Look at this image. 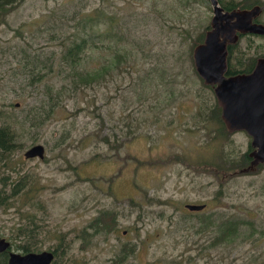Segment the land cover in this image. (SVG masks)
I'll list each match as a JSON object with an SVG mask.
<instances>
[{
	"label": "rangeland",
	"instance_id": "obj_1",
	"mask_svg": "<svg viewBox=\"0 0 264 264\" xmlns=\"http://www.w3.org/2000/svg\"><path fill=\"white\" fill-rule=\"evenodd\" d=\"M212 14L209 0H24L4 18L0 112L18 125L11 159L22 162L5 174L32 187L40 251L63 235L56 264H264V163L223 174L226 157L248 150L251 138L217 134L210 105L199 103L213 94L198 83L193 49L187 54ZM236 44L233 70L243 67L238 58L264 55L262 37ZM93 71L104 76L99 84L80 82ZM54 103L47 117L27 113ZM34 144L44 146L43 159L24 157ZM104 210L113 219L96 222ZM23 215L1 206L0 235L11 241ZM224 220L238 229L212 245Z\"/></svg>",
	"mask_w": 264,
	"mask_h": 264
},
{
	"label": "water",
	"instance_id": "obj_2",
	"mask_svg": "<svg viewBox=\"0 0 264 264\" xmlns=\"http://www.w3.org/2000/svg\"><path fill=\"white\" fill-rule=\"evenodd\" d=\"M212 7L210 29L203 42L196 45L192 58L197 74L212 87L220 106V117L229 132L245 131L251 137L250 168L264 163V57H259L249 73L227 75L228 45L238 35H264V24L252 22L262 7L225 10L218 0H209ZM18 105V104H16ZM24 157L43 159L42 144H34L24 151ZM205 204L185 203L189 211H200ZM10 247L9 240L0 236V251ZM51 250L18 253L11 252L7 264H52Z\"/></svg>",
	"mask_w": 264,
	"mask_h": 264
},
{
	"label": "trees",
	"instance_id": "obj_3",
	"mask_svg": "<svg viewBox=\"0 0 264 264\" xmlns=\"http://www.w3.org/2000/svg\"><path fill=\"white\" fill-rule=\"evenodd\" d=\"M22 1L24 0H0V25L4 22V18L6 17V15H8L11 11L16 9L21 4ZM188 1L189 0H185V3L186 2L188 3ZM218 1L222 5V1L221 0ZM222 6L226 10H232L236 8L237 5L234 4L233 2H229ZM245 7L246 5H242V8ZM207 30H209V27H206L204 31H201L198 34H196L195 38L191 40L187 51L189 57H191L192 49H194L196 45L203 42ZM82 46H83L82 43H76L73 46V50L79 51ZM122 58H123L122 54H119L116 56L115 59L117 62H120ZM230 59H231V52L229 53V60ZM254 62L255 60H251L250 64L245 68V70L241 68L240 70H237V72H229V73L234 74L239 72H249L253 67ZM192 69L195 73L198 83L202 85V87L206 88V90L212 92L214 97L212 100H210L209 96L206 97L204 100L200 99L199 103L201 108L210 105L212 116L215 118V121L217 122L216 131L218 135L224 137L230 134L231 132H229L226 129L220 117V113H221L220 106L217 103L213 90H211L212 87L204 83L203 79L197 74L195 67L192 66ZM230 70L233 71L231 65H230ZM102 71L107 72L109 75H111L110 66L108 63L102 66ZM97 75L98 73L96 71H93L92 74L78 75V79L81 80L80 81L81 83H84V81L86 82L89 81L92 86L93 84H99L104 79V76L101 75L97 76ZM194 87L198 91L201 90L197 84ZM56 106L57 103H54L51 107H47L42 111L39 110V106H32L27 109V113L32 115V117H38L40 115H45V117H47L51 112H53L55 108H57ZM9 115L12 116V114H8L7 112H3V113L0 112V207L1 206H6V207L9 206L10 208L14 207L16 213H18L20 216L23 215L22 212L24 208L25 210H27L26 214L23 215L26 221L19 224L9 235V238L11 239L10 245L12 250L18 253L19 252L26 253L31 251L37 252L40 251L41 244H43V241L40 238V234L42 233V227L39 224H37L38 216L35 215V213L33 212V202L31 203V198H30L31 197L30 192L32 190V187L27 186L26 177L20 175L16 180L8 182L9 175L5 174L6 171L14 172L16 167H18V164L20 165L22 163L19 160L15 162L11 159V156L18 149H20L19 148L20 143L18 142V136L16 131L18 125L16 122H14L13 119L9 120V118H7L9 117ZM3 118L6 119L3 120ZM251 150H252V146L251 144H248V150L242 152L239 156L226 157L227 165L223 166L221 170L223 174L229 177L235 174H242L243 170L245 168H248L252 160L251 157L249 156ZM219 154H223V152H220ZM262 164H259V166H262ZM228 171L230 173H228ZM19 194H24L26 196L25 202L23 203L13 202V198H15ZM105 217H111L113 219L114 214L111 213L109 210H104L102 212V215L96 219V222L99 223V221H101V219H104ZM247 223L250 226H252V223L250 221H248ZM237 229L238 228L236 222H233L231 220L230 221L224 220L222 226L219 228L220 230L218 232L219 235L217 234L212 238L211 244L217 245L218 243H221L222 241L225 240V238L229 234L232 233L234 235V232ZM83 233L89 234L87 231H84ZM250 233H252V230L250 231ZM260 233H264V229L260 230ZM238 234L239 233H237V236ZM59 237H60L59 238L60 244L54 246V248L51 250L54 253V260L52 264H56V259L59 255L65 254L61 245V242L63 240V235L60 234ZM131 252L133 253L132 247H130V249H128V251L123 253L121 256L117 255L115 260L121 263L124 261V256L127 255V253H131Z\"/></svg>",
	"mask_w": 264,
	"mask_h": 264
},
{
	"label": "flooded vegetation",
	"instance_id": "obj_4",
	"mask_svg": "<svg viewBox=\"0 0 264 264\" xmlns=\"http://www.w3.org/2000/svg\"><path fill=\"white\" fill-rule=\"evenodd\" d=\"M254 2H255V4H252V5H246V7L245 8H251V7H253V6H260V7H262V9H261V11H260V13L257 15V16H255V18H253L252 19V22H257V23H262V24H264V19L263 20H261L260 19V17L263 15V13H264V0H254ZM222 6V5H221ZM223 7V6H222ZM224 8V7H223ZM240 8H242V7H240ZM225 9V8H224ZM234 9H237V8H234ZM226 10V9H225ZM209 28H210V26H209ZM245 36H248V38H254V37H262V38H264V35H261V34H253V33H247V34H241V35H238V39H237V41L235 42V43H233V44H229L228 45V57H227V65H228V73H227V75H232L231 73H229V72H237V70H230V60H229V53L231 52V55H232V53H233V51L235 50V49H237V42L241 39V38H243V37H245ZM230 49V50H229ZM246 50H241L240 51V54H241V56H243V57H246L245 55H246ZM259 57H264V55H261V56H259ZM259 57H257L256 59H255V62H254V64H253V67H254V65H255V63H256V61H257V59L259 58ZM242 60H240L239 58H238V64L242 67V69H244L245 70V68L250 64V62H251V60H249V58H247V61L246 62H244V63H242L241 62ZM253 67L251 68V70L253 69ZM240 70V69H239ZM251 70L249 71V72H251ZM249 72H239V73H249ZM234 74H236V73H234ZM203 204H205V203H203ZM206 205V204H205ZM203 210V209H202ZM202 210H200V211H202ZM1 236V235H0ZM1 237H4V236H1ZM6 240H9V239H7L6 237H4ZM9 242H10V240H9ZM11 244V243H10ZM11 252H16V251H13L12 250V248H11V245H10V247L9 248H7L6 250H4V251H0V264H1V262H2V264H7L8 263V260H9V256H10V253ZM20 253V252H19Z\"/></svg>",
	"mask_w": 264,
	"mask_h": 264
}]
</instances>
